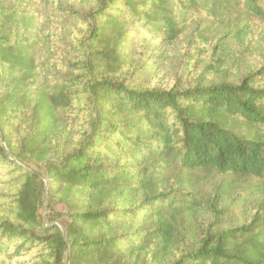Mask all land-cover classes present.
<instances>
[{"label": "trees", "instance_id": "1", "mask_svg": "<svg viewBox=\"0 0 264 264\" xmlns=\"http://www.w3.org/2000/svg\"><path fill=\"white\" fill-rule=\"evenodd\" d=\"M0 264H264V0H0Z\"/></svg>", "mask_w": 264, "mask_h": 264}, {"label": "rangeland", "instance_id": "2", "mask_svg": "<svg viewBox=\"0 0 264 264\" xmlns=\"http://www.w3.org/2000/svg\"><path fill=\"white\" fill-rule=\"evenodd\" d=\"M189 35L190 33L184 36L172 49L169 63L164 68V71L162 72V80L164 81L166 85L171 84L175 80L178 74V71L180 70L181 66L184 63L185 54H186L185 51H186V46L189 41ZM243 72H245V68L242 69V73ZM233 77H237V74H235Z\"/></svg>", "mask_w": 264, "mask_h": 264}, {"label": "water", "instance_id": "3", "mask_svg": "<svg viewBox=\"0 0 264 264\" xmlns=\"http://www.w3.org/2000/svg\"><path fill=\"white\" fill-rule=\"evenodd\" d=\"M64 235H65V237H66V234H65V232H64ZM68 263H69V261H68Z\"/></svg>", "mask_w": 264, "mask_h": 264}]
</instances>
